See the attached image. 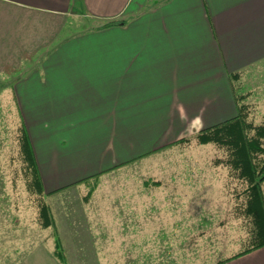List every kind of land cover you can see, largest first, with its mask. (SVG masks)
<instances>
[{
  "label": "crops",
  "instance_id": "0c3cea01",
  "mask_svg": "<svg viewBox=\"0 0 264 264\" xmlns=\"http://www.w3.org/2000/svg\"><path fill=\"white\" fill-rule=\"evenodd\" d=\"M29 57L15 92L59 192L236 117L232 75L264 64V0H0V72ZM80 210L56 214L65 261L109 264L91 225L107 224ZM219 264H264V247Z\"/></svg>",
  "mask_w": 264,
  "mask_h": 264
},
{
  "label": "rangeland",
  "instance_id": "374dc122",
  "mask_svg": "<svg viewBox=\"0 0 264 264\" xmlns=\"http://www.w3.org/2000/svg\"><path fill=\"white\" fill-rule=\"evenodd\" d=\"M86 23L92 26L93 20ZM36 62L29 57L19 69L0 72V264H68L55 254L56 223L40 226L37 199L27 190L19 159L17 129L25 119L14 83ZM253 71L255 76L234 83L238 98L247 96L248 121L259 125L264 124V64ZM196 134L97 179L67 182L59 192L43 181V200L54 222L68 207L95 211L107 224L98 229L91 224L102 263L219 264L236 258L251 229L243 212L246 184L231 169L227 149L200 144ZM122 254L124 260L113 261Z\"/></svg>",
  "mask_w": 264,
  "mask_h": 264
},
{
  "label": "trees",
  "instance_id": "16d2710c",
  "mask_svg": "<svg viewBox=\"0 0 264 264\" xmlns=\"http://www.w3.org/2000/svg\"><path fill=\"white\" fill-rule=\"evenodd\" d=\"M114 23L115 21H111L104 26H112ZM239 77V73L232 75L234 82ZM235 85L234 83V90ZM246 97L241 95V98H238L236 95L239 109L236 117L204 128L195 135L200 144L213 143L225 147L229 153L228 161L231 169L246 184L243 190L245 195L243 212L251 221V229L248 243L235 257H240L264 247V124L254 125L248 121L247 104L243 100ZM17 132L16 137L23 177L28 192L36 196L40 226L43 229L53 227L55 222L50 213V208L47 202L43 200L45 189L40 168L28 129L22 117ZM185 140L186 138L183 141ZM95 179H97V176ZM154 184H157V182ZM91 190L89 195H91ZM56 237L55 253L65 263L62 244L59 236Z\"/></svg>",
  "mask_w": 264,
  "mask_h": 264
}]
</instances>
